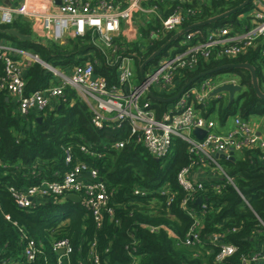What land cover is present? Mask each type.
<instances>
[{
    "label": "trees",
    "instance_id": "16d2710c",
    "mask_svg": "<svg viewBox=\"0 0 264 264\" xmlns=\"http://www.w3.org/2000/svg\"><path fill=\"white\" fill-rule=\"evenodd\" d=\"M243 1L193 0L181 3L171 0L161 4V11L169 15L178 6L182 8L185 19L180 28L184 29L228 11ZM252 7L250 3L218 22L190 30L207 32L228 26L234 32L244 31L252 26L251 17L244 16ZM139 20L144 21L141 34L147 41L139 46L128 44L119 36L113 39L110 48H102L90 31L63 42L39 40L34 37L32 23L23 16L12 24L0 23V40L67 73L73 66L91 60L96 73L105 74L114 83L118 63L110 62L109 58L134 53L136 64L142 65L176 32L150 44V34L159 31L160 22L156 17L147 21L141 16ZM9 28L31 35V39L20 40L8 33ZM262 48L263 43L259 41L255 48L229 57L222 54V47H217L208 58L200 60L195 70H181L170 92L156 90V93L171 97L195 75L224 64L241 62H249L255 67L264 92ZM14 58L20 60L22 57L15 55ZM158 58L148 63L146 69L152 67ZM4 68V61L0 59V81ZM224 74L237 79L242 90L231 104L229 97L222 96L198 105L204 116L220 126L232 116H240L244 120L253 116L264 117V99L257 95L250 71L230 68L206 77L220 81ZM23 76L27 94L46 89L57 81L56 75L38 61L26 65ZM173 104L154 100L158 118ZM128 134L127 124L118 128L109 122L104 127H97L89 105L71 87L65 89L63 97L52 99L45 110H31L27 115L21 114L16 101L7 91L0 89V263L6 260L11 264H57L52 243L61 238H68L73 245L71 264H92L91 251L99 253L102 264H243V257L260 252L264 256V151L256 147L247 148L235 153L234 159L220 158L219 163L232 177L233 184L223 179L214 167V171L211 170L213 176L202 181L203 186L192 192L195 199L189 205L201 217L199 232L204 242V248L197 247L202 254L195 256L194 251L183 243L193 219L181 205L190 193L177 180L178 172L194 159L189 153L188 143L173 137L168 155L157 160L141 143L133 140L122 148L114 146L121 140H127ZM82 145L87 146L90 152H84ZM69 147L74 155L71 163L66 162V149ZM78 161L97 168L112 191V219L106 215L98 226L81 203L69 198L63 201L39 198L32 207L17 206L9 186L26 189L44 180H60ZM164 188L168 189L167 194L161 192ZM135 189L148 190L149 193L137 195ZM199 196L205 199V208L196 202ZM148 226L158 229L152 232ZM168 229L175 236L170 235ZM214 235H218L221 242L237 248L222 262L215 259L217 248L210 241ZM27 238L40 242L44 251L43 257L33 263H28L23 256ZM251 264H264V259Z\"/></svg>",
    "mask_w": 264,
    "mask_h": 264
},
{
    "label": "built area",
    "instance_id": "2783aa9c",
    "mask_svg": "<svg viewBox=\"0 0 264 264\" xmlns=\"http://www.w3.org/2000/svg\"><path fill=\"white\" fill-rule=\"evenodd\" d=\"M57 1L0 0V22L12 24L16 17H26L32 20L33 30L41 37L56 42L76 38L90 31L97 45L110 48L113 39L121 34L135 39L142 36L134 21L136 13L140 14L139 18L143 16L149 21V18L156 17L160 22L159 31L150 34V44L156 39H166L176 31L174 36L181 30L180 26L185 19V14L179 6L169 15L161 11V4L171 0H60V4ZM178 1L191 3L193 0ZM32 3H39L42 6L46 4L47 7H31ZM251 4L252 9L244 14L251 17L250 28L240 32H234L228 26L216 27L207 32L202 29L189 30L170 42L157 56L159 58L152 67L146 69L145 66L142 76L140 70L138 73L135 70L134 53L109 58L110 62L118 63L117 80L114 83H111L105 74H97L94 63L87 60L83 64L73 66L69 73L53 66L51 69L48 68L56 75V83L46 89H38L27 94L26 80L23 76L26 64L23 60L30 56L33 61H37L36 57L0 40V59L5 64L0 89L7 91L16 101L21 114L27 115L31 110H45L52 99L63 97L65 89L71 87L89 105L93 113V122L97 127H104L109 122H113L118 128L123 127L124 124L128 125L127 140L117 142L114 146L118 148L124 147L126 142L133 140L141 143L150 154L160 159L170 152L173 137L186 141L189 153L194 159L178 172L177 180L179 185L190 193L183 199L181 206L193 222L183 243L187 246H202L204 242L199 232L202 220L189 202L195 199L192 198V192L201 188L203 182L196 181L192 177L193 171L209 163L216 168L223 179L233 184L232 177L219 163L216 154L221 151L228 155L234 150L235 155L244 149L254 147L264 151V136L258 132L257 124H252L250 120H244L240 116L234 117L233 129L226 132L219 131L217 122L206 118L198 107L214 97H222L221 94L211 96V92L218 85L230 81L239 83L237 79L216 81L212 77H203L201 81L193 82L176 100L172 101L174 103L172 108L160 118L149 89L155 93L156 90L170 92L175 87L177 75L181 70H195L200 60L208 58L217 47L223 48L222 54L236 57L250 48H255L260 41L263 43L264 54V0H252ZM189 13H192L191 9ZM127 23L128 27L125 28ZM138 23L143 25L144 21L139 20ZM99 39L104 43L99 42ZM173 42L177 43L170 46ZM164 50L167 52L162 54ZM15 55H21L23 60L15 59ZM137 79L140 82L135 84ZM195 128L204 129L206 135L200 139L193 132ZM81 149L86 153L90 152L87 146L82 145ZM91 154L94 152L91 151ZM73 159L74 155L69 147L66 149V162L71 163ZM8 190L20 208L32 207L39 198L63 201L69 194H76L80 197L79 203L86 208L98 226H101L104 216H110L111 219L114 217V210L110 206L112 191L100 176L99 170L83 161L76 162L60 180H44L26 189L9 186ZM134 192L137 195L149 193L144 189H135ZM161 192L167 194L168 189L164 188ZM170 200L171 198L168 204ZM200 205L206 207L205 199ZM6 218L9 219V215ZM148 227L152 232L158 229L154 226ZM168 232L175 236L173 231L168 229ZM219 239L218 235L210 239L217 248L216 262L224 261L237 250L235 245L223 243ZM39 243L34 238L26 239L23 256L28 263L43 257L44 251ZM52 249L57 254V264H71L74 248L68 238L55 240ZM90 256L92 264H102L99 253L91 251ZM263 259L264 256L260 252L251 257H243L242 263L251 264ZM0 264L11 263L4 260Z\"/></svg>",
    "mask_w": 264,
    "mask_h": 264
},
{
    "label": "water",
    "instance_id": "95a60500",
    "mask_svg": "<svg viewBox=\"0 0 264 264\" xmlns=\"http://www.w3.org/2000/svg\"><path fill=\"white\" fill-rule=\"evenodd\" d=\"M251 1L252 0H244L241 4H239L238 6L232 8V9H230L228 11H225V12H223L221 14H218L216 16L210 17V18H208V19H206L204 21H201L199 23L193 24V25H191V26H189L187 28L181 29L179 32H177L170 39V41H168L167 43L163 44L142 65H140V74H141V76L144 73L145 66L148 63H150L151 61H153L170 42H172L173 40H175L176 38H178L181 34L189 31L191 28L200 27V26H207V25L213 24L215 22H218V21H220V20H222V19H224L226 17H229L233 13H235V12H237V11L245 8L246 6H248L251 3ZM57 3L60 4V0H58ZM7 31L11 35H14V36L18 37L20 40H29V39H31V35L22 34L20 31L14 29V28H9V29H7ZM35 57H36V60L38 62L42 63L45 67L51 69L52 66L50 64L46 63L45 61H43L42 59H40L36 55H35ZM28 59H32V57L29 56ZM230 68L246 69V70L250 71L251 76H252V83H253L254 89H255L257 95L260 98L264 99V92L260 88L259 79H258V75H257L256 69L249 62L224 64V65L215 67V68H213L211 70L201 72V73L195 75L194 77H192L186 83V85H184V87H182V89L176 95H174L172 97H163V96H160V95L156 94L152 89H149V93H150L151 97L154 100H156V101H160V102H172V101L176 100L181 95L182 91L187 86H189L190 84H192L193 82H195V81H197V80H199V79H201L203 77H206L208 75H211L213 73H216V72H219V71H223V70H226V69H230ZM241 90H242V86H241L240 83H236V82H233V81L224 82L223 84L218 85L211 92V96H215V95L221 94V93H227L228 94V97H229V104H231L234 101L236 94L238 92H240ZM39 119H40V117H39ZM193 132L200 139H202L206 135V131L204 129H201V128H195ZM216 157L219 158V159L220 158L234 159V150H231L228 155L226 153L220 151V152H218L216 154ZM157 160H159V158H157ZM68 198L70 200L74 201V202H80V197L78 195H76V194H69L68 195ZM203 201H204V198L202 196H199L197 198V201L196 202L198 204H202Z\"/></svg>",
    "mask_w": 264,
    "mask_h": 264
},
{
    "label": "rangeland",
    "instance_id": "374dc122",
    "mask_svg": "<svg viewBox=\"0 0 264 264\" xmlns=\"http://www.w3.org/2000/svg\"><path fill=\"white\" fill-rule=\"evenodd\" d=\"M139 17H140V14H138V13H136L135 14V16H134V21H135V24L136 25H138V29H139V31L140 32H142L141 31V25L138 23V21H139ZM26 18V17H25ZM152 18V17H151ZM150 18V19H151ZM27 20H29L31 23H32V20H30V19H28V18H26ZM1 23V22H0ZM126 23V22H125ZM128 27V23L125 25V28H127ZM33 28V27H32ZM34 31V30H33ZM35 33V32H34ZM123 39H125V41L128 43V44H133V45H137V46H139V45H145L146 43H147V41H146V39L144 38V37H142V36H138V38L137 39H135V38H129V37H125V36H123L122 34L120 35ZM36 39H39V40H41V37H39L36 33H35V36H34ZM45 39V38H44ZM99 42H101V43H104L102 40H98ZM30 55H31V53H30ZM30 60V62L31 61H33V59H29ZM28 60V61H29ZM140 65H138V64H136V62H134V67H135V70H136V72L138 73L139 72V70H140V67H139ZM262 71H263V73H264V68L262 69ZM230 77V75H228V74H224L223 76H222V78L223 79H228ZM140 81H139V79H137V80H135V84H138ZM231 122H232V119H230L229 120V124L231 125ZM250 122L252 123V124H260V123H262L261 125L262 126H260V128L261 129H263L264 130V117H262V116H253L251 119H250ZM188 249H190V250H192V251H194V254H195V256H198V255H200V254H202L201 253V251L200 250H198L197 249V247H195L194 245H188V246H186Z\"/></svg>",
    "mask_w": 264,
    "mask_h": 264
},
{
    "label": "crops",
    "instance_id": "0c3cea01",
    "mask_svg": "<svg viewBox=\"0 0 264 264\" xmlns=\"http://www.w3.org/2000/svg\"><path fill=\"white\" fill-rule=\"evenodd\" d=\"M31 5V7L33 6V7H36V8H41V7H43V8H46L47 7V5L45 4V5H41V4H37V3H32V4H30ZM31 20V19H30ZM34 32L39 36V37H41V35H39L35 30H34ZM42 39H44L43 37H41ZM21 60H23V59H21ZM20 60V61H21ZM24 63L26 64V65H28L29 63H30V61H28V59L27 58H25L24 60ZM32 62V61H31ZM229 78H231L232 79V77H229ZM221 95L222 96H227L228 97V94L227 93H221ZM234 117L235 116H232V117H230L229 119H228V121L226 122V124L225 125H218L217 124V130H219V131H223V132H226V131H229V130H231V129H233L234 128ZM252 118V117H251ZM250 118V119H251ZM230 119H232V122H231V125L229 124V120ZM262 123H260V124H257L258 125V132L260 133V135H262V136H264V130L263 129H261L260 128V126H262L261 125ZM214 171V167L213 166H211V164H209V163H207V164H204V165H202V166H199V167H197V168H195V170L193 171V174H192V177L196 180V181H200V182H202V181H204V180H207V179H209V178H211L212 176H213V174H212V171ZM203 247V246H202ZM204 248V247H203Z\"/></svg>",
    "mask_w": 264,
    "mask_h": 264
}]
</instances>
